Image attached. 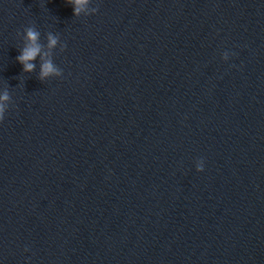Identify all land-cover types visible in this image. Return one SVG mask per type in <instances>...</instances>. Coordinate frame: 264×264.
Returning a JSON list of instances; mask_svg holds the SVG:
<instances>
[{"label":"water","instance_id":"water-1","mask_svg":"<svg viewBox=\"0 0 264 264\" xmlns=\"http://www.w3.org/2000/svg\"><path fill=\"white\" fill-rule=\"evenodd\" d=\"M93 7L0 0V264H178L264 183V0Z\"/></svg>","mask_w":264,"mask_h":264},{"label":"clouds","instance_id":"clouds-1","mask_svg":"<svg viewBox=\"0 0 264 264\" xmlns=\"http://www.w3.org/2000/svg\"><path fill=\"white\" fill-rule=\"evenodd\" d=\"M66 3L73 8V16L89 15L95 13L97 8H89L90 0H66ZM19 36V33L17 34ZM40 32L34 25L25 27L23 30V46L19 49L20 54L16 57V61L22 65L23 73H30L35 70L36 64L33 61L40 56L41 64L38 79L44 81L50 77H60L62 70L53 62V50L59 43V36L51 32L45 36L46 44L40 42ZM46 48L47 51H42ZM65 48L64 44H60V51ZM227 58V57H225ZM10 95L7 88L0 93V121L4 119L5 112L8 109ZM203 170V162L199 161L196 165V171Z\"/></svg>","mask_w":264,"mask_h":264}]
</instances>
